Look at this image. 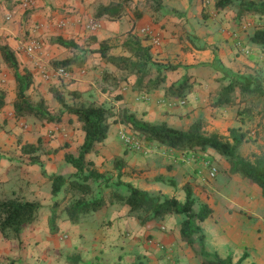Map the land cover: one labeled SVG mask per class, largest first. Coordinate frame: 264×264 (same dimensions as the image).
I'll return each instance as SVG.
<instances>
[{
	"label": "rangeland",
	"instance_id": "rangeland-1",
	"mask_svg": "<svg viewBox=\"0 0 264 264\" xmlns=\"http://www.w3.org/2000/svg\"><path fill=\"white\" fill-rule=\"evenodd\" d=\"M22 1L24 2V0H15L16 3H23ZM130 1L128 8L134 15L138 11L142 13L141 16L149 15L151 12H153L151 14L152 17L157 15L155 8L158 4L156 1ZM142 1L144 2L142 3ZM164 1L165 0H161V2ZM182 1L183 0H180L179 3L183 9H176L166 4L168 6V11H165L166 14L163 15V17L166 15H170L169 17H171L175 12L181 13L184 11V8H187V10L190 9V11L192 10V21L189 23L190 25L187 26L184 24L181 29H177L176 32H174L179 35L183 45L178 44V46L172 48L171 51V54L175 56V62L171 61V64L175 63L174 65L178 66L177 69L179 70L177 72L180 79L189 78V83L191 84L186 96V104L179 102L181 104L180 109H184L188 112L192 110L194 103L191 102V97L194 94H199L206 102L209 98L208 104L204 105V108H208L216 102L223 87L231 81L233 75L236 73L260 78L264 87V59L256 54L259 51L252 50L251 54L242 53L240 51V45L238 44L239 40L243 43L244 41L248 42L257 24L264 25V15L246 13L244 17L240 18L236 5L238 0L223 9H218L216 7L217 0H189L188 3ZM9 3L10 5H12V3L14 5V0H0V28H6L13 24L12 19L18 13L4 8V6L8 7ZM133 3L134 5H132ZM33 11H36V6L22 9V20L26 21L32 18ZM158 19H160V17H157L156 21H158ZM103 24L104 27L98 31L99 33L107 35L109 28L106 19H103ZM61 28L62 27L57 29ZM143 34L148 35L149 39H151L149 33L144 32ZM92 36H95V33L87 32L88 38L86 41H90L89 39H91ZM25 37V41L28 42L25 45V49L31 41L36 40L40 44V48L35 53H28L30 55L29 57L35 58L37 53L42 49L44 43L40 40L39 36L31 35L30 32ZM211 37H213L212 41H210ZM4 38V36H0V41L3 43L5 41ZM116 38V42H122L123 40L119 35ZM48 40L51 41L50 38ZM251 43L254 42L251 41ZM255 44L258 45L257 43ZM89 46L90 43H84L82 48H78L74 52L84 60L87 54L88 56H92L94 53L95 49ZM152 46H154V44H152ZM181 50H183V53H181ZM115 51L120 52L121 48H117ZM216 54L222 61L220 66L219 62L217 63L218 60H215ZM179 55H182V61L178 63ZM18 56L21 58L22 54L18 53ZM210 58H213V60L208 61ZM53 60V62L52 60L48 61L47 64L43 65V68L39 69L43 80L38 83V85L34 84V87L30 89V94L34 101L44 98L53 114L64 117L66 111L52 94V88L56 86V83L52 81H62L64 78L58 79L54 76L51 78L45 77L46 74L50 73V69V71H52V68L49 66L50 62L52 67H60L55 65V62H60L62 59ZM95 63L97 66L99 65L98 61ZM84 66L85 65H83V67ZM156 73V70L153 69L146 77L145 84H147L149 78L156 76ZM13 74V70L4 61L0 60V98L4 101V106L0 108V142H4L7 146L10 144L8 147L9 149H2L3 154L0 152V197L8 196L29 200V198L34 197L33 194L37 192L27 190V185L31 184L40 191L37 192V201L41 203V207L37 219L31 224L32 226L30 225L25 228L19 236H15V234L10 232L9 236L5 237L3 233L0 232V264H10L12 260H14L16 264H134L140 260L146 264H177V261H181L180 259L183 252L185 256L188 252L192 254L190 251H186V248L188 249L189 246L192 252L199 255L197 253L200 249L198 243H196L194 247L187 243L185 245V240L177 237V246L182 249V251L179 252L176 251V248L172 246V244L167 245L166 243H158L154 241L151 235L142 234L143 230L141 228L135 230L137 227H133V225L132 230L121 232L116 242H110V240L107 241L106 244L101 245L102 242L99 243V241L101 239L104 240L103 235L109 231L108 222H110V219L117 218L115 210L119 209V212L124 211L123 204L119 202L113 205H107L105 208L96 211L93 221L83 220L79 222L80 224L78 226L77 223L73 222L70 225L66 224L69 220L67 217L69 216L62 210L67 203L64 202V199L70 204L79 197V194L69 191L66 185L61 189L58 195H54L52 193L53 183L50 179V175L62 174L67 178L65 184H69L72 179L76 178L77 169L70 163V169L55 163V170L52 171L49 170L46 165L48 164V160L57 158L54 152V145H51L50 142L59 138L62 142V136L69 132L65 127L68 128L69 126L68 129L71 130V127L74 126V120L66 116L62 118L60 122H47L37 119L34 116H26L22 118L25 123L23 126L24 129L19 127L20 124L18 122H20V120L15 116L12 118L8 115L10 110L7 106L10 105L8 97L15 92V79ZM100 84L102 87H106L103 82ZM126 84L128 83H124L121 89H123V86ZM107 87L109 88V86ZM67 96L69 102L73 104L71 94ZM234 96L237 102L236 105H240V99L244 98L246 102L245 105H252L255 107V113L252 119L254 121L251 122V120L248 119V114H243L244 116L239 118H245L249 121L248 124H250V126L248 130H254L253 135L255 137V140L246 143V147L242 152L248 156L254 153L264 154V131L261 126L256 125L258 122L264 124V97L252 94L243 95L239 89L234 93ZM177 98L185 99L182 97ZM110 108L116 113L119 112V109H122H118L117 106H112ZM235 110L238 115L237 107ZM198 115L202 117L201 115H205V113ZM110 119L114 120L115 115ZM196 119V114H193L191 117H187L186 120H180L177 124H170L178 128L188 129ZM161 121V119H155L149 122L161 123ZM63 123H65L66 126H62ZM26 125L27 127H25ZM205 126L208 132L211 131V126L208 125L207 122ZM74 130L78 138V130L75 126ZM120 130L135 135L137 134V132L131 130L127 126H121L119 123L113 122L107 137L96 144L98 147L102 146L100 147L101 151H110L111 153L120 151L122 153V151L128 147L120 138ZM224 130L227 131L226 128ZM14 135L15 139L12 142L11 136ZM137 138L141 143H145L143 137L138 136ZM24 141H32L39 145L40 149L32 155H21L22 150L21 152L19 150ZM155 143L159 142L155 141ZM16 146H18V149ZM130 150L131 153H138V151L134 149ZM192 154L196 155L189 163L190 167H188V164L182 167L185 168L186 172L183 173L181 168L178 167L177 170L179 173L176 176L171 177L167 175L165 180H159V184H152L153 187L147 190L154 194H162L163 197L176 196L184 202L186 200L185 185L188 182L187 180L193 182L196 185V191L194 192L196 198L194 206L195 212H198L203 204H205V199L209 200V203L213 206V212L216 210L213 214V218L209 219L207 222H205V220L201 223L204 232L208 231L210 234V242L208 244L206 243L207 249L210 252L219 253V250L215 248V244L211 238L214 235H221L226 241L222 243L220 247L227 249L228 246H230L232 256L235 260L242 257L243 251H245L248 257L245 258L243 264H264L263 195L256 189L255 184H243V181H238V184H222L224 180L228 178V175L235 173L232 168L229 169L230 161L224 155L221 160L218 155L210 152L208 153L210 157L206 156L209 159L208 161L218 168L216 176L211 177L210 167L206 165L205 159H203L205 156L197 153ZM34 156H39L41 158V162L35 164L37 168L36 171L28 169ZM58 160L59 159H56L55 161L58 163ZM224 163L226 167H224ZM24 165L27 166H25L26 169L23 177L16 170L23 168ZM137 166L141 168L139 165ZM11 168H15L14 173H6V171H10ZM106 168L108 170L103 171L104 176L98 181L93 178L88 180L94 188L93 194L87 195L88 198H97L105 195L106 198L109 199L113 191L110 187H115L113 189H118L120 192L127 194L129 193L126 185L128 181L143 189L146 186V182H142L139 177H132V179L125 178L126 181H123L122 175L117 176L118 172L115 171V169L111 168V166L107 167V164ZM143 169L145 170V168ZM36 179L38 184H33L32 181ZM200 179H204V181L201 183L199 182ZM80 180H82V178H80ZM119 180L123 183L119 184ZM220 180H223L221 184H219ZM170 181H173L175 184H170ZM185 181L187 182L185 183ZM182 183H185V185L183 184L180 186L179 184ZM1 184H12L13 188L11 189L15 191H3L1 189ZM108 184H111V186H108ZM158 186L163 188V190ZM225 196V200H228L226 204L225 202L221 203V199ZM230 200L232 201L230 202ZM55 203H58V205H55ZM126 207L128 206L126 205ZM133 214L134 213H132V216H134ZM225 214H231L229 217L235 216L236 219L224 222L226 218L224 217ZM53 216H55L56 223L59 227L58 232L55 234L50 231V220ZM102 216H104L102 221L104 226H101L102 224L99 222ZM167 218L166 226L170 229L173 227L172 221L179 225L186 218V215L171 214L168 215ZM116 221V224L122 222V220L118 219H116ZM162 223L163 218H156L147 226H159ZM92 234H94V236H91ZM138 234L143 235V238H145L143 243H138L136 239ZM199 257L201 258L200 255Z\"/></svg>",
	"mask_w": 264,
	"mask_h": 264
},
{
	"label": "crops",
	"instance_id": "crops-1",
	"mask_svg": "<svg viewBox=\"0 0 264 264\" xmlns=\"http://www.w3.org/2000/svg\"><path fill=\"white\" fill-rule=\"evenodd\" d=\"M112 1H120V0H24V2L22 1L23 3L20 2L16 3L14 0V5L13 3L12 5H10L9 3V6L8 7L4 6V8L6 10L9 9L12 10V12L14 11L18 13L17 15H15L13 19L11 17L13 24L9 25L6 28H0V36L5 37L4 43H9L15 49L17 53V57L21 64V68L22 69L28 68L33 72L35 85H38V83H40L43 80V77L39 69L43 68L44 64H47L48 61L51 60L53 62L54 61L53 59L55 60L66 59L68 57L75 55L76 53L68 47L60 45L58 43H54V40L57 36H63L67 39H71V38L74 39L80 45V48L83 47L84 43H88V44L90 43L89 47L92 49H97L100 46V42L102 40L106 38H112V42L116 45L112 49L111 53L116 55H121V54L129 55V53L126 50H124V48L122 47L123 41L128 36V31L133 29L134 33L136 32L141 36H144L143 33L147 32L149 33L151 39L145 40L144 44L151 45L152 47L151 52L154 55V59L165 63L171 61L175 62L174 61L175 56L171 54L172 48L177 47L178 44L179 45H183V44H182V40H180L179 35H177V33L174 32H176L177 29H181L184 24L187 26L190 25L189 23L192 21L191 20L192 10L190 11V9L187 10V8H184L185 10L182 11L181 13L175 12L173 13V15H171V17H169L170 15H166L163 17V15L166 14L165 11H168V6L166 4H168L171 7H175L176 9H183L180 6L179 3L180 0H165L164 2L161 3L162 5H158L155 8L157 15H155L154 17L151 16V14L153 13L151 12L150 14L148 13L150 16L144 15L136 19L134 13L131 12L128 8L126 14L122 15L117 20H111L108 17L96 18L95 12L97 8L102 4H109ZM188 1L189 0H183L182 2L188 3ZM143 2L144 1H142V3ZM132 5H134V3ZM33 6H36V11H33L34 13L32 15V18L23 21L21 16L22 9L30 8ZM157 17H160L158 21H156ZM91 19L97 20L100 23L101 28L98 29L99 31L104 27L103 19H106L109 28L107 35L103 33H99L98 30H97L98 32L89 31L87 29V24ZM60 27L62 28L57 29ZM28 31L30 32L31 35L39 36L40 40L44 43L42 49L40 50V52L37 53V56L35 58L29 57L30 55L25 50V45L28 43L25 41L26 38L25 36L29 33ZM87 32L95 33V36H92L91 39H89L90 41L88 40L86 41V39L88 38ZM118 35L123 38L122 42H116L117 39L116 37H118ZM93 37H96V39H94ZM49 38L51 41L48 40ZM212 39L213 37L210 38V41H212ZM239 41L241 42L240 51L242 53L251 54L252 50L259 51L256 54H258L260 58L264 59V49L260 45L251 43L250 39H248V42L244 41V43L241 40ZM152 44H154V46H152ZM117 48H121V51L116 52L115 50ZM18 53L22 54L21 58H19ZM181 53H183V50H181ZM179 56H178L179 58L178 63L179 61H182V55ZM0 60L3 61L1 54H0ZM84 60H85L84 61L85 63L83 64L85 65L84 67L83 65L82 66L73 65L72 69L69 70L70 75L68 77L62 79V81L59 80L52 81L53 83H56L57 87L62 86L60 88L62 89V91L65 93L66 96L68 94H71L73 103L89 102L92 100H96L98 103L103 104L108 108L112 106H117L118 109L126 108L130 112H134L139 118L143 120L152 121L155 119L157 120L161 119L162 120L161 122L166 121L169 124L170 123L177 124L180 120H186L187 117H191L193 114H196L197 119H202L205 121V123L207 122L208 125L211 126L210 128L211 131H209V133L213 131H217L220 132L221 134L229 135V129L232 127H241L243 130L249 129L248 128L250 126V124H248L249 121H247V119L245 118L239 119L241 118V116L242 117L244 116L239 114V108L242 107L241 109H243V106H245L246 104L245 101H241L239 102L240 105H235V106H215L214 104H212L208 108H204V105L208 104V101L210 99L208 98L206 102L203 100L201 96H199V94H194L191 97V102L194 103L192 110H190V112L184 109L181 110L180 109L181 98L178 99L177 97L166 95L167 87H169L173 83L177 84L178 82H180L181 79L177 72L179 69L165 71L166 79L163 81L162 85L157 89L148 90L146 87L144 88L142 87L140 89L136 88V78H137L136 75H130L129 80H120V79L118 80L117 78H120L122 75H124L125 72L120 70L116 65L112 63L104 62L102 60L100 53L98 52L94 51L92 56H88L87 54ZM211 60H213V58H210L208 61ZM97 61L99 63L98 66L95 63ZM49 66L50 68L54 69V67H52L51 65V62ZM101 82H103L106 87H102L100 84ZM110 82H112L113 84ZM124 83H128V84L123 86V89H121V86ZM34 84L32 88L34 87ZM107 86H109V88ZM14 87H15V92L13 91L14 93H12L8 97L9 98L8 101L10 102V105H7L8 108L10 109L8 115L11 116L12 118H14L15 116L13 102L16 98V81ZM75 92H78L76 96H74ZM67 100H68V96H67ZM236 107L238 110V115L235 110ZM122 109H119V112L117 113L115 112L116 113L115 119L118 117L117 114H119L122 111ZM201 113H205V115H201L202 117H199L198 114ZM66 116H68L69 119L72 118L74 120V126L78 130V138L76 137L74 126L71 127V130L68 129L69 128L68 126V128L67 127L65 128L69 132L68 134H64L62 136V142L60 141L61 140L60 138L50 142L51 145H54V152L56 153V157H57L56 159H59L58 163L55 161L56 160L55 158L53 160H48V164L46 165V167L52 171L55 170V163L58 165L61 164L62 167L70 169L69 163L65 159V154L68 152L73 153L75 155H77V153L79 154L80 147L85 140V132L82 128V122L79 121L76 115L70 114L67 111L64 117L62 116V118H65ZM115 119L114 120L109 119L110 127L113 122L115 123ZM19 120H20V122H18L20 124L19 127H22V129H24L23 127L25 125L24 120H22V118H20ZM116 123H119L121 126L125 125L120 122H116ZM64 125L66 126L65 123L62 124V126ZM25 127H27V125ZM225 128L227 131L224 130ZM120 131H121L120 138L124 142L121 136L122 133H127V132L124 130H120ZM137 134L136 135L132 134V135H135L136 137L138 136L142 137L140 133L137 132ZM11 137L13 142V140L15 139V135ZM143 140L145 141V143L144 142L142 143V148L140 149L134 148L131 145H127L124 142L128 147L124 151H122V153L120 151L112 152V153L110 151L108 152L101 151L100 147L102 146L98 147L96 145L95 149L87 154V158L94 161L96 168L100 172L108 170L106 168V164L107 167L111 166V168L115 169V171L118 172L117 176L119 175V169H117L115 166V158L116 157L123 158L125 161V166L121 170L122 180L126 181L125 178L132 179V177H139L142 182L143 181L146 182L145 183L146 186L144 187V189L147 190L150 189V187H153L152 184H159L158 183L159 180H165L167 175L171 177L176 176L179 173L177 170L178 167L181 168V171H183V173L186 172L185 168L182 167L187 164L188 167H190L189 163L193 160V157H195L196 155L192 153L204 155L205 157H203V159H205V163L209 160L207 158L210 157L208 155L209 152L218 155L220 160L223 157L222 154H220L219 152H217L215 149L212 148H208L206 150H193V152L183 151V150L170 148L163 144L150 142L145 140L144 138ZM247 142L248 141L244 142L240 147V153L243 156H248L247 154L242 152L243 149L246 147L245 145ZM24 143H34V142L24 141L20 146L21 149L19 148L20 152L22 150V145ZM146 143L149 146H147ZM9 146L10 144L7 146L5 145L4 142H0L1 154H3L2 151L4 149H7ZM16 148L18 149V146H16ZM130 149H134L135 151H138V153L136 152L131 153ZM23 154L24 153L21 152V155ZM35 164L37 163L31 162L30 165L28 166V169L32 171H36L37 168L35 167ZM137 165H139L141 168H138ZM223 165L224 167H226L225 163ZM25 166L27 165H24L23 168H19L18 170H16L23 177H24V171L26 169ZM143 168H145V170ZM229 169H231V165H229ZM14 170L15 168L14 169L11 168V170L10 171L7 170L6 173L7 172L9 174L14 173ZM37 179L35 181H32V183L38 184L36 182ZM187 181H185V183L186 182L190 183L195 192L196 185L189 180ZM202 181H204V179L199 180V182L201 183ZM221 181L223 180H220L219 184H221ZM238 181L241 182L243 181L242 182L243 184H255L256 189H258V191L262 194L261 187L252 180L244 177L241 173H233L231 175H228V178L224 180V183L222 184H238ZM169 183L175 184L173 181H170ZM185 183L179 185L180 186L183 184L185 185ZM109 185L111 186V184H108V186ZM1 186H2L1 189L3 191L6 192L15 191L14 189H11L13 188L12 184H1ZM27 186H28L27 188L28 191L31 190L32 192L33 191L40 192L38 191V189H36V187H34L31 184ZM111 188L112 190H114L113 188L115 187H110V189ZM160 189L163 190V188ZM37 192L34 194L32 193L34 197H30L29 200H37L38 198ZM227 197L231 198L229 196ZM225 198L226 196L221 199V203L224 202L225 204L228 203L227 202L228 200H225ZM231 201L232 200H230V202ZM64 202H67L65 205L66 207L69 203L66 199H64ZM115 203H107L101 209L105 208L107 205L110 204L113 205ZM204 203H209V200L205 199ZM209 205L211 206L210 203ZM65 207L62 209L63 212H66ZM211 207L213 208V206ZM123 208L124 211L122 212H119V209L115 210L116 212L115 215L117 216L116 219L122 220L121 223L118 222L116 224L117 222L116 219L109 218L110 219V222H108L109 231L103 235L104 240L101 239L99 241V243L102 242L101 245L106 244L107 241L110 240H111L110 242H116L117 239L120 237V233L126 230H132V225H133V227H137L135 228V230L141 228L143 230L142 234L151 235L154 241H157L158 243L159 242L166 243L167 245L172 244V246L176 248V251L179 252L182 251V249L179 246H177L176 243L177 237L179 239H182L181 224L178 225V223H174L172 221L173 227L169 229L166 226L167 224L166 222L168 219L167 218L168 215H167L166 217L163 218V223L161 225L147 226L152 221L148 222L147 224H141V222L139 221V219L135 214H133L134 216H132V212L129 206L126 207V204H123ZM215 212L216 210L212 212V215H210L205 222L213 218V214ZM95 214L96 211L90 212L85 216H83L79 222L83 220L93 221ZM230 215L231 214H225L224 217L226 218L224 222L227 220L236 219L235 216L229 217ZM103 218L104 216H102V219L99 220V222H101L100 224H102L101 226H104V223L102 222ZM67 219H69V217H67ZM79 222L77 223V226L80 224ZM71 223L72 221L69 219L66 224L70 225ZM205 233H206V243L208 244L210 242V238H209L210 234L208 233V231L207 232L205 231ZM91 236H94V234H92ZM223 238L224 237H222L221 235H214L211 239L215 244V248L219 250L220 254L222 253L221 255L223 256H226L227 254L232 255V250L230 249L231 248L230 246H228L227 249L220 247V245L226 241ZM136 239L138 243H143L145 241V238H143V235L141 234H138L136 236ZM184 243L186 245L187 242L184 241ZM186 251H190L192 254H189L188 252V254H186L185 256L183 252L180 259L181 261L180 262L177 261V264H199V263L201 264V258L199 257V255H196V253L192 252L190 246L188 249L186 248ZM244 253L245 251H243V254Z\"/></svg>",
	"mask_w": 264,
	"mask_h": 264
},
{
	"label": "trees",
	"instance_id": "trees-1",
	"mask_svg": "<svg viewBox=\"0 0 264 264\" xmlns=\"http://www.w3.org/2000/svg\"><path fill=\"white\" fill-rule=\"evenodd\" d=\"M154 1L158 5H162L161 0ZM235 1L217 0L216 7L223 9ZM130 2V0H120L102 4L97 8L95 17H108L111 20H117L126 14ZM236 5L240 18L244 17L246 13L264 15V0H238ZM141 15V12H136V19L142 17ZM93 38L96 39V37ZM148 39V35L141 36L136 32L134 33L132 29L128 31V36L122 43V47L129 55L111 53L116 45L112 42V38L102 40L100 46L94 51L100 53L104 62L112 63L125 72L124 75L117 78L118 80H129L130 75H136V88L157 89L166 79L165 71L177 69L178 66L171 64V62L165 63L155 60L151 52V45L144 44V41ZM250 41L257 43L264 49L263 24H257L250 36ZM54 43L68 47L73 51L80 48V45L74 39H67L63 36H57ZM0 54L3 61L13 70L16 81V98L13 102L15 117L20 119L26 116H34L47 122H60L62 117L51 112L44 98H40L37 101L33 100L30 94V89L34 84L33 72L28 68H21L15 49L9 43L0 41ZM215 60H218L217 63L219 62L220 66L222 61L217 54ZM84 61L75 54L60 62H55V65L63 66L69 71L73 65L82 66L85 63ZM153 69L157 72L156 76L149 78L147 84H145L146 77ZM190 87L189 78H184L177 84L173 83L167 87L166 95L185 98ZM60 89L57 86L52 88L53 96L65 111L78 117L85 132V140L80 147L79 154L75 155L69 152L65 154L66 161L77 169L76 178L72 179L69 184H65L67 178L64 175H50L53 183L52 193L54 195H58L66 185L69 191L79 194L76 200L65 207V211L73 223H78L83 216L101 209L107 203L115 202L128 205L141 224H147L156 218H164L170 214H184L186 218L181 223L182 238L193 247L196 243L200 245L197 253L201 256V264H243L245 258L248 257L246 252L238 260H235L231 254L223 256L218 252L213 253L207 249L206 234L201 223L212 214L213 208L205 203L198 212H195L196 198L190 183L185 185L186 200L184 202L176 196L163 197L162 194L151 193L130 182L126 184L129 190L127 194L114 189L109 199L105 195L97 198H88L87 195H91L94 192V188L88 180L93 178L98 181L104 176V173L96 168L93 160L87 158V154L95 149L96 143L103 141L107 137L110 128L109 119L116 114L111 108L98 103L96 100L71 104L68 102L65 93ZM238 89L243 95L252 94L264 97V87L260 78L236 73L231 81L223 87L214 105L235 106L237 102L234 93ZM77 93L75 92L74 96ZM241 101H245V99L241 98ZM3 106L4 101L0 98V108ZM254 113L255 107L252 105H245L243 109L239 108V114H248V118L251 121H254L252 120ZM117 115L115 122L127 125L140 133L147 141H157L170 148L183 151L215 149L230 161L233 172L241 173L244 177L257 183L261 187L264 197V154L254 153L251 156H243L240 153V147L244 142L255 140L254 130L232 127L229 129V135H224L217 131L209 133L205 128V121L202 119L194 121L188 129H182L174 127L166 121L152 123L143 120L126 108L122 109ZM256 125L261 126L264 131L262 122H258ZM39 149L40 146L34 143H24L22 145L24 154L32 155ZM38 162H41V158L34 156L32 163ZM115 166L119 169V176H121V170L125 166L124 159L116 157ZM118 183L121 184L123 182L119 180ZM55 205H58V203H55ZM40 207L41 203L37 200H24L8 196L0 197V232L5 237L9 236L10 232L15 234V236H19L22 230L37 219ZM58 230L56 218L53 216L50 220V231L55 234ZM10 264L16 263L12 260ZM134 264L146 263L140 260Z\"/></svg>",
	"mask_w": 264,
	"mask_h": 264
},
{
	"label": "built area",
	"instance_id": "built-area-1",
	"mask_svg": "<svg viewBox=\"0 0 264 264\" xmlns=\"http://www.w3.org/2000/svg\"><path fill=\"white\" fill-rule=\"evenodd\" d=\"M62 24V22H61ZM101 27L100 23L97 20H93L91 19L89 21V23L87 24V29L91 32H96L99 28ZM238 44L240 45L241 42L238 41ZM40 48V44L39 42H37L36 40L31 41L27 47H26V51L29 54H33L35 53L38 49ZM50 73L46 74L45 77L47 78H51L52 76L60 79V78H66L70 75V72L63 66H60L58 68H54L52 69V71L49 70ZM182 104H186V100L185 99H181L180 101ZM124 140V142L127 145H131L134 148L140 149L142 148V143L140 142V140L132 134H128V133H122L121 136ZM206 165L210 167V176L211 177H215L216 174L218 173V168L213 165L211 162L207 161Z\"/></svg>",
	"mask_w": 264,
	"mask_h": 264
}]
</instances>
